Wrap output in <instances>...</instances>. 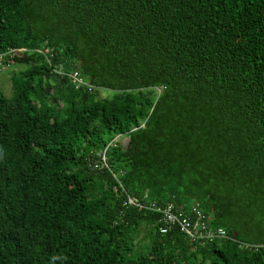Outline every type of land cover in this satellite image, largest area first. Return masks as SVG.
I'll return each instance as SVG.
<instances>
[{
	"label": "trees",
	"instance_id": "trees-1",
	"mask_svg": "<svg viewBox=\"0 0 264 264\" xmlns=\"http://www.w3.org/2000/svg\"><path fill=\"white\" fill-rule=\"evenodd\" d=\"M17 48L0 264H264V0H0V53ZM127 197L195 204L233 241L160 235Z\"/></svg>",
	"mask_w": 264,
	"mask_h": 264
},
{
	"label": "built area",
	"instance_id": "built-area-1",
	"mask_svg": "<svg viewBox=\"0 0 264 264\" xmlns=\"http://www.w3.org/2000/svg\"><path fill=\"white\" fill-rule=\"evenodd\" d=\"M26 53V50L8 49L0 53V72L10 70L13 64V59L16 56H21ZM49 61V58H47ZM53 72L61 77H66L71 80L76 88L84 87L88 91H93L94 87L90 84L78 70L66 71L61 66L54 67ZM101 163L93 165V168L107 167L104 153L100 155ZM124 205L137 207L139 210H150L160 215L158 218V232L160 235H166L174 228L178 229L191 244H207L215 240H232L226 231L222 228H212L208 223V218L205 213L195 204H188L186 206H175L173 203H168L165 206H157L155 204H141L136 199L127 197ZM236 243H238L235 240ZM240 248L247 247L244 243H238Z\"/></svg>",
	"mask_w": 264,
	"mask_h": 264
},
{
	"label": "rangeland",
	"instance_id": "rangeland-1",
	"mask_svg": "<svg viewBox=\"0 0 264 264\" xmlns=\"http://www.w3.org/2000/svg\"><path fill=\"white\" fill-rule=\"evenodd\" d=\"M24 68L25 67L22 65L12 64V67L10 68V70H4L0 72V91H1V94L5 98L9 100L13 99V93H12L11 84H10V75L12 74V72L22 70ZM157 92L159 93V91ZM99 96L107 97L109 96V93L101 92ZM116 140L121 146L124 147L126 146L128 139L124 137V138H119ZM149 236H150L149 228L146 227L145 225H141L137 233H135V237H134L135 238L134 240L135 249L139 250L141 249V247H144L145 244H147L149 241Z\"/></svg>",
	"mask_w": 264,
	"mask_h": 264
}]
</instances>
